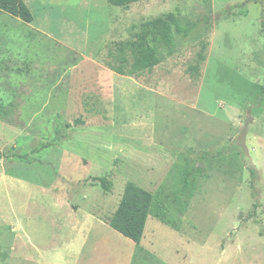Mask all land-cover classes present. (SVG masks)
Here are the masks:
<instances>
[{
	"label": "rangeland",
	"instance_id": "1",
	"mask_svg": "<svg viewBox=\"0 0 264 264\" xmlns=\"http://www.w3.org/2000/svg\"><path fill=\"white\" fill-rule=\"evenodd\" d=\"M23 1L30 24L0 12V264H264V0ZM162 14L196 26L168 45ZM141 36L158 63L130 74ZM128 182L163 218L139 246L103 221ZM81 217L103 224L72 250Z\"/></svg>",
	"mask_w": 264,
	"mask_h": 264
},
{
	"label": "trees",
	"instance_id": "2",
	"mask_svg": "<svg viewBox=\"0 0 264 264\" xmlns=\"http://www.w3.org/2000/svg\"><path fill=\"white\" fill-rule=\"evenodd\" d=\"M139 1L142 0H107L109 5L124 9ZM254 1L257 0H246V3ZM0 12L25 24H30L33 21V15L23 0H0ZM144 26L157 30L161 36L160 42L170 45L172 44V27L177 34L187 37L196 26V22L173 14H162L147 21ZM143 42L145 40L141 36L140 43L133 50V62L128 71L130 74L147 68L150 69L158 63L154 48L144 45ZM120 63H126V59L121 58ZM111 70L124 74L121 66L118 68L111 67ZM249 172L252 177V188L254 189V183L257 181L256 171L250 169ZM253 195L256 196L254 191ZM149 217L163 219L162 213L157 209L153 195L128 182L124 187L117 208L108 219L103 221L111 229L131 240L136 246H139Z\"/></svg>",
	"mask_w": 264,
	"mask_h": 264
},
{
	"label": "crops",
	"instance_id": "3",
	"mask_svg": "<svg viewBox=\"0 0 264 264\" xmlns=\"http://www.w3.org/2000/svg\"><path fill=\"white\" fill-rule=\"evenodd\" d=\"M11 37L13 38L14 44L12 46L13 49L10 51V53H13L15 55H25L27 53V50H29L27 40H26V35L23 36V39H20V36H17L16 38L14 36H11ZM21 42L23 43V46H21V44H20ZM149 219H150V217H149ZM73 221H74V219H72V223H71L73 240H71L68 245H71V244L74 245L77 241L79 244L80 243L81 244H84V243L89 244V236H90V230H89L90 223H89V221H95L97 223L103 224L102 221L92 219L90 217H87V218L81 217L79 219V221H77V223H73ZM143 238H144V234H143ZM143 238H142V240H143ZM142 240H141V242H142ZM79 244L74 245L75 247H72V250H73V248L80 247Z\"/></svg>",
	"mask_w": 264,
	"mask_h": 264
}]
</instances>
